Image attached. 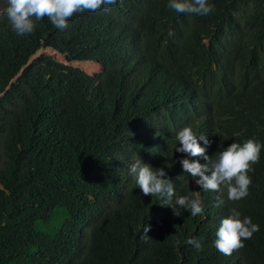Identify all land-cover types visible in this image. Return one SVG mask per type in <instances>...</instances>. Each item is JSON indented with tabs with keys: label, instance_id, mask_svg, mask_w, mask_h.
<instances>
[{
	"label": "trees",
	"instance_id": "trees-1",
	"mask_svg": "<svg viewBox=\"0 0 264 264\" xmlns=\"http://www.w3.org/2000/svg\"><path fill=\"white\" fill-rule=\"evenodd\" d=\"M168 3L118 0L23 36L0 11V264H264V147L239 201L201 189L180 160L206 161L176 151L186 126L211 141H199L209 156L264 145V0H209L207 15ZM140 41L159 76L147 75ZM46 47L103 73L31 59ZM137 160L165 169L171 200L142 193ZM196 191L204 213L174 215V200ZM232 208L259 231L226 256L214 240Z\"/></svg>",
	"mask_w": 264,
	"mask_h": 264
},
{
	"label": "clouds",
	"instance_id": "clouds-1",
	"mask_svg": "<svg viewBox=\"0 0 264 264\" xmlns=\"http://www.w3.org/2000/svg\"><path fill=\"white\" fill-rule=\"evenodd\" d=\"M118 0H3L0 5V11H3L10 23L12 29L18 35H27L35 31L37 21L47 17L54 27L65 29L68 26V20L76 13L86 12L88 14L101 10L108 11ZM6 5V6H3ZM168 8L177 13H188L194 15H207L214 10V6L209 0H169ZM171 36L172 33L169 32ZM60 54L64 64L81 69L85 74L95 78L103 73V65L94 61L67 60L65 55L51 49L40 48ZM38 51L31 59L39 55ZM139 51L144 59V64L148 67V74L159 76L153 68L151 53L140 41ZM44 54V53H40ZM50 55V54H45ZM52 56V55H51ZM60 61V60H59ZM82 67L90 74L80 68L78 63H83ZM89 62V63H86ZM99 68V69H98ZM179 147L176 151L185 153L191 157H203L205 163L199 160H189L182 158L180 163L184 171L195 178L197 185L204 191L220 192L226 189L227 199L229 201H239L249 194V187L252 184V178L249 175L254 171L253 165L259 162L261 148L264 147L255 139H248L242 144L233 142L227 148H223L217 154L209 156L206 147L201 146L199 141H203L205 146H210L211 141L206 135L197 136L190 126L181 129L176 136ZM125 171L126 167H121ZM129 173L135 178V183L145 196L151 195L161 198L160 204L171 200L175 194L173 182L167 177L163 167L154 168L141 160H137L129 167ZM173 214L181 215V209H186L191 216L202 215L204 205L199 192H193L190 195H183L176 198ZM224 200L217 198L216 206H220ZM150 225H145L143 234L147 235ZM259 231V225L252 222L251 217L241 215L236 208L230 209V214L223 218L216 232L214 245L216 249L226 256H231L245 246L244 241L251 239L253 234ZM177 244L180 241H176ZM188 244L197 250L202 249V244L197 238H190Z\"/></svg>",
	"mask_w": 264,
	"mask_h": 264
},
{
	"label": "rangeland",
	"instance_id": "rangeland-1",
	"mask_svg": "<svg viewBox=\"0 0 264 264\" xmlns=\"http://www.w3.org/2000/svg\"><path fill=\"white\" fill-rule=\"evenodd\" d=\"M2 2H3V0H0V5H2ZM4 6V5H3ZM38 53L40 54V53H44V54H50V55H52L55 59H57V60H60V61H63V59L61 58L62 56L60 55V54H58V53H55V52H50V51H47V50H40V51H38ZM86 63H89V62H86ZM83 64H85V62H83V63H78V65L80 66V68H82V69H84L83 67H82V65ZM87 68H85L84 70L86 71V72H88L87 70H86ZM99 69V68H98ZM90 72H88V73H90V74H92L94 71H95V69L92 71V69L91 70H89Z\"/></svg>",
	"mask_w": 264,
	"mask_h": 264
}]
</instances>
